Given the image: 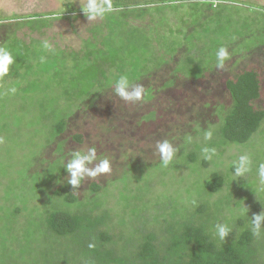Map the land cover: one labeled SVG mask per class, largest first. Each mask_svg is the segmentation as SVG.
<instances>
[{"label": "trees", "instance_id": "trees-1", "mask_svg": "<svg viewBox=\"0 0 264 264\" xmlns=\"http://www.w3.org/2000/svg\"><path fill=\"white\" fill-rule=\"evenodd\" d=\"M185 2L190 3V11L202 12L201 18L206 16L210 22L222 7L238 0H113L114 8L118 11L106 16L103 24L107 28L106 23H109L108 29L112 33L115 30L117 35L121 28L129 27V32L133 33L137 31L136 28L144 27L131 25L130 21L143 18L142 14L148 6L156 5L158 14H166L169 20L167 32L171 34L177 31L183 44L178 45L179 52L171 64L156 62L152 64L154 66H148V62L138 56L136 48L128 41V44L121 42V38L114 42L105 41L104 49H101V45L93 41L95 30L90 28L91 35L84 40L83 49L75 52L58 47L54 50L55 53L59 52L56 59L57 64L61 63V68L54 62L47 67L42 66L38 71L40 77L50 74V81L57 77L64 78L63 71L66 72L69 66L72 71H79L78 76L71 77L67 74L72 71L66 72L67 80L64 78L62 81L64 90L77 91V94L65 99L71 102L78 100L76 112H67L68 107L65 105L59 115L53 112L46 119L51 121V135L60 139L56 152L62 154L60 150L64 141L70 146L73 142L80 145L88 142L89 136L85 132L64 133L78 118L95 117L94 113L100 115L107 112L105 119L94 118L93 121L107 128L101 131L102 136L97 141V156H104L103 148H108V157L117 163L114 167H118V171L121 170L123 174L121 178L112 177L111 181L102 177L104 174L85 178L79 188L73 189L67 183V172L62 166L67 161L65 156L70 152L62 154L57 159L59 165L54 163L57 162L55 160L50 173H43L44 182L48 181L50 185L45 201L43 198L33 202L27 209L28 202L25 204L26 199H22V194L11 200L17 206L11 213L15 221H11L10 225L14 228L7 230L0 264H264V230L260 237H256L250 227L251 217L264 210V206L252 204L240 212L236 209L244 195L249 193L252 178H240L230 183V178L225 180L227 174L212 172L201 183L197 196L187 187L184 196L164 195V200L160 201L161 195L152 194L155 183L148 176L143 177V170L130 166V163L145 159V156L127 155L129 148L126 142L132 141L138 148L139 143L146 140L153 146L144 149V152L152 151L153 154L157 152V142H176L178 150L187 148L179 162L197 163V167H200L210 161L203 159V147L214 148L222 153L224 147L244 146L254 133L264 127V106L258 104L264 94L263 68L243 65L235 70L237 63L226 65V60L224 67L219 68L216 63L199 58L198 50H202L187 41L190 35H187V31L199 24L182 21L180 28L170 29V19L173 18H170L168 8L177 12ZM70 4L71 7L59 13L61 17L73 18L83 13L80 6L76 8L73 3ZM190 11L186 16L191 14ZM109 18H113L112 21ZM150 21L149 25L153 19ZM50 23V19L36 13L0 18V46H6L15 57L9 75L5 78L18 76L19 80H25L32 74L27 69L34 63L31 48L34 44L43 45L45 39L34 42L29 35H43L42 30ZM23 27L27 29L24 33L28 36L26 40L17 34ZM237 34L242 35L239 32ZM41 48L43 50L33 57L39 61L42 56L51 54L43 46ZM252 49L263 53L264 44L260 47L254 45ZM232 58L236 60L234 56ZM120 75H127L133 86H143L142 100L125 101L116 95L115 81ZM94 88H99V92ZM198 111L208 114L207 125L196 115ZM143 118L150 123L161 120L162 135L150 137L149 133L155 134L152 130L146 137L142 134L139 137L136 126L140 125ZM112 120L117 123L115 126L110 125ZM118 125L124 128L123 131H117L121 142L115 147L108 138L113 139L111 132ZM208 131L212 132V138L206 141L204 134ZM197 136L202 137L200 142L196 141ZM103 143H106V147L101 146ZM157 154L163 175L168 168H175L173 163L163 166ZM132 172L137 176L131 177L142 178L141 184L133 191L122 187L114 205L109 206L103 200L108 194V185L114 180L125 184L127 174ZM110 174H113L112 171ZM225 184L228 190L221 194ZM44 202L48 205L42 208ZM217 223H226L233 228L224 242L216 235Z\"/></svg>", "mask_w": 264, "mask_h": 264}, {"label": "rangeland", "instance_id": "rangeland-1", "mask_svg": "<svg viewBox=\"0 0 264 264\" xmlns=\"http://www.w3.org/2000/svg\"><path fill=\"white\" fill-rule=\"evenodd\" d=\"M70 3H73V6L76 8L80 6L79 0H0V18L29 16L35 13L44 15L45 18L50 19L51 23L42 30L43 35L30 33L29 36L34 42L40 38L45 39L54 50H57L58 47L75 52L83 49L84 40L90 37L91 34L89 29L92 28V30H95L93 41L96 45H101V49H104L103 43L105 41L114 42L121 38V42L128 41L131 46L136 48L137 52H139L138 56H142V58L148 62V66L156 62H169V64H171L173 62L172 60L179 52L178 45H183L181 44L182 37H179L177 31L171 34L167 32L169 28L167 26L169 21L168 17L166 14L163 16L158 14L156 5L148 6L147 11H144L142 14L144 16L143 18L139 20L131 19V25H142L144 27L136 28L137 31L133 30V33L129 32V27L121 28V32L118 34L120 37H118L115 30L112 33V31L108 29L109 23H106L107 28L104 26L103 19L88 21L83 13L73 18L71 16L69 18L61 17L59 13L71 7ZM190 7V3L185 2L179 10H176L177 12H172V10L168 8V14L170 18H173L170 19L172 21L170 29L176 30L180 28L182 21L198 23L199 26H194L190 31H187L184 27H181V29L183 31L186 30L187 35L190 34L189 37H187V41L192 42L191 44L196 45L202 50V52L198 50L197 55H200L199 58L216 63V59L212 60V58L216 57V52L220 47H224L230 55L226 60V65L231 66V63H237V66H235L236 69L234 68L235 70L240 69L243 65L259 66L263 68L262 74L264 73V49L262 50L263 53L256 52L252 49L254 45L260 47V45L264 44V0H238V2L232 5L230 4L222 7L218 15L211 16L212 19L210 22L207 21L206 16L201 18L203 16L202 12L200 13L196 10L190 11ZM189 11L192 16H186ZM36 18L37 17H34L35 20H37ZM112 19L113 18L110 20L112 21ZM151 19H153V21L149 25ZM203 21H205L203 26H200V23ZM145 25H149L148 28L145 27ZM26 32V27H23L17 34L19 37H23L26 40L28 37L24 35ZM238 32L242 34L241 36H243V38L237 34ZM95 33L98 35L95 36ZM41 46L34 44L31 48L32 61H34V63L31 61L32 65L27 67V69L30 70L29 72L32 73L29 77H26L25 80H19L18 76H13L11 78H4L5 80L3 79L0 81V258L4 256V246H2V243H6L7 230L12 227L14 228V226L10 225L11 221H15L11 213L14 212L17 207L15 201H11L13 197L22 194V199H26L25 204L28 202L27 209H30L33 202L36 203L40 199L43 200V198L45 201L46 191L49 189L50 185L48 181L44 182L45 176H43V173H50L49 170H51L50 167L52 162L60 159V156L75 150L86 151L89 147L94 146L97 151V141H99V138L102 136L101 131L107 129L93 122L94 118L105 119L104 115L108 116L107 112H102L100 115L94 113L95 117L87 116L78 118L76 123L68 127L64 133L65 135H70L76 132H85L89 136L88 142H84L81 145L73 142L70 143V146L68 142L66 143V141H64L65 143H63L64 145L60 150L63 155L56 152L60 139L59 137L56 138L53 134L51 135L53 128L51 129V121L49 119L46 120L47 116H50L49 114L53 112L59 115L60 109L65 105L68 107L67 112L74 113L76 112L75 110L79 102L77 99H75L76 101L74 102L65 100L67 96L77 94V91L69 92V90H64V83L62 82L64 78L67 80L65 76L66 72L73 70L71 66L67 67L66 72L63 71L64 78L57 77L54 81H50V74L40 77V72L38 71L41 70V67H47L54 62L57 64L56 57L59 56V52L55 53L52 51L49 56L44 57L45 61L41 63V60L39 61L33 58L36 53L43 50ZM233 56L236 60H233ZM211 62H209V64H211ZM61 66V63L60 65L57 64V67L61 68ZM178 69L181 70V68ZM77 71L78 70H74L70 72L67 74L69 75L68 77L78 76L79 71ZM17 74L19 75L18 72ZM262 78L264 81V74ZM29 83L32 84V86H30ZM12 86L17 88V92L14 95L3 94ZM65 87H67L66 84ZM29 88H31V90H29ZM94 89H96L97 93L99 92V88ZM258 104L264 106V94H262L261 101ZM196 115L201 117L202 121L207 125V113H199L198 111ZM201 122L199 123L200 125H202ZM116 124L117 123L112 120L110 125L115 126ZM139 124L140 125L136 126V134L139 137H141V134L147 136V133L152 130H154L153 132L155 134L149 133L150 137L162 135V127H160L162 124L161 120H157V123H150L143 118ZM123 128L122 125H118L115 131L111 132L113 139L108 138V140L111 141L108 142H114L112 145L115 147L121 142L120 135L117 131H123ZM129 134L130 138L133 137L132 132ZM185 137L188 138L189 136ZM201 138V136H197L196 141L200 142ZM126 143L129 148L127 149V155L137 156L140 154L139 156H145V159H137L135 162H132V164L130 163V166H135L143 170L145 173L143 177L148 176L153 184L155 183L152 194L153 196L155 194L161 195L159 197L160 201L164 200L165 196H184L187 187H190V190L197 196L201 190V183L203 180L208 178L212 172H216L221 175L227 174L225 175V180L230 178L232 180L230 183L240 178L244 180L252 178L253 184L251 185L249 193L244 195L243 200H241L238 206L239 208H236L239 209V212L252 204L264 206V189L261 188L257 175V166L261 162H264V127L254 133L251 140H249L247 144H244V146L234 145L224 147L222 153L216 151V155L213 159L209 162H204L200 167H197V163L179 162V159H181L180 157L184 155H182V153L187 150V148L181 147V151H177L176 156L170 163H173V167L175 166V168H168L167 173L165 172L166 174L164 173V175L161 173L162 168L160 161H157L158 151L155 154H153L152 151L144 152V149H150L153 146L150 142L145 140L139 143L138 148L134 146L135 144H133L132 141ZM172 144L177 147L176 142ZM102 145L106 147V143L101 144V146ZM109 145L110 144H107V146ZM129 145L134 147H130ZM103 150L105 155H98L97 157L98 159L107 157L110 160L113 174L107 173L102 177L109 181L112 180V177L121 178L123 173H121V170L118 171V167H114L117 163H115L110 156L108 157V148H103ZM242 154L251 156L252 168L246 176L235 177L230 166H232L233 162ZM67 158L68 156H65V161ZM54 163L59 165V160ZM135 174L136 173L133 172L127 174L128 176L125 179V184L120 180H114V182L109 184L107 187L108 194L105 195L103 200L106 201L109 206H113L122 187H126L128 191H133L138 187L141 184L142 178L131 177ZM141 176L142 175H139V177ZM227 190V184H225L221 194H225ZM46 204L47 203L44 202L42 208ZM5 256L7 255L5 254Z\"/></svg>", "mask_w": 264, "mask_h": 264}, {"label": "clouds", "instance_id": "clouds-1", "mask_svg": "<svg viewBox=\"0 0 264 264\" xmlns=\"http://www.w3.org/2000/svg\"><path fill=\"white\" fill-rule=\"evenodd\" d=\"M80 9L88 21L96 19H104L109 14L118 9L114 8L113 0H79ZM43 48L49 52L54 51L52 46L47 42H43ZM229 58V53L226 48L220 47L216 52V66L224 67V62ZM41 63L45 61L42 56ZM15 62V57L6 46H0V80H3L9 75L10 66ZM114 91L116 95L125 101H139L143 99L144 89L142 85L133 86L127 75H120L115 81ZM17 92L15 86L9 87L3 94L14 95ZM212 132L208 131L204 135V139L211 140ZM156 149L160 155L163 166H168L173 158L176 156L178 148L173 146L168 140L157 142ZM201 153L204 160H212L216 155L214 148L203 147ZM62 166L67 172V183L73 188L80 187L85 178H96L99 175L111 172V162L107 157H97V151L94 146L89 147L86 151L75 150L68 155L67 161L62 163ZM233 173L235 177L246 176L252 168V158L248 154H242L232 164ZM257 175L259 184L264 189V162L257 166ZM252 234L256 237L262 235L264 230V210L258 214H253L250 221ZM233 228L226 223H217L215 225L216 235L220 241L224 242L226 237L232 232ZM92 247V245H89Z\"/></svg>", "mask_w": 264, "mask_h": 264}]
</instances>
